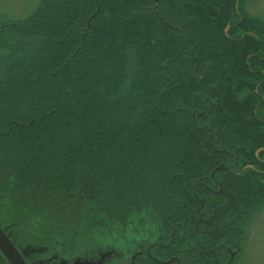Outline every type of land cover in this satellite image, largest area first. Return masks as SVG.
<instances>
[{
    "label": "trees",
    "instance_id": "trees-1",
    "mask_svg": "<svg viewBox=\"0 0 264 264\" xmlns=\"http://www.w3.org/2000/svg\"><path fill=\"white\" fill-rule=\"evenodd\" d=\"M246 0H40L0 18V188L104 231L264 207V19ZM210 188H207V187Z\"/></svg>",
    "mask_w": 264,
    "mask_h": 264
},
{
    "label": "flooded vegetation",
    "instance_id": "flooded-vegetation-1",
    "mask_svg": "<svg viewBox=\"0 0 264 264\" xmlns=\"http://www.w3.org/2000/svg\"><path fill=\"white\" fill-rule=\"evenodd\" d=\"M203 205L196 208L197 216L182 222L175 212L161 225L65 230L62 223L23 216L13 194L0 188V233L15 249L3 248L0 241V264H250L243 226L215 237Z\"/></svg>",
    "mask_w": 264,
    "mask_h": 264
},
{
    "label": "rangeland",
    "instance_id": "rangeland-1",
    "mask_svg": "<svg viewBox=\"0 0 264 264\" xmlns=\"http://www.w3.org/2000/svg\"><path fill=\"white\" fill-rule=\"evenodd\" d=\"M40 0H0V18L15 21L27 17ZM246 10L253 16L264 19V0H246ZM243 228L249 239L250 264H264V207Z\"/></svg>",
    "mask_w": 264,
    "mask_h": 264
},
{
    "label": "water",
    "instance_id": "water-1",
    "mask_svg": "<svg viewBox=\"0 0 264 264\" xmlns=\"http://www.w3.org/2000/svg\"><path fill=\"white\" fill-rule=\"evenodd\" d=\"M0 241H2L4 243V245H5V247L2 246L3 248H5V249L9 248V249L13 250V252H15L14 247L10 244V242H8L7 238L2 233H0ZM9 252L10 251H8V253Z\"/></svg>",
    "mask_w": 264,
    "mask_h": 264
}]
</instances>
